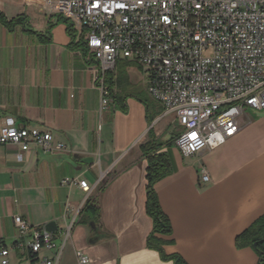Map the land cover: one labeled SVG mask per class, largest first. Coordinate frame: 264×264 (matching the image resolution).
<instances>
[{
    "label": "crops",
    "instance_id": "obj_1",
    "mask_svg": "<svg viewBox=\"0 0 264 264\" xmlns=\"http://www.w3.org/2000/svg\"><path fill=\"white\" fill-rule=\"evenodd\" d=\"M0 13L23 19L9 29L0 23V129L11 118L17 128L47 132L52 144L64 146L51 154L33 145L24 153L17 145L0 147V249L9 250V264L28 263L27 250L14 246L13 218L39 228L53 222L56 233L68 221L66 207L90 199L98 216L80 215L60 264H75L76 251L89 264H174L146 246L152 221L139 147L150 134L172 166L155 185L171 226L170 236L159 237L164 255L184 264L257 263L235 238L264 214V110L246 111L222 146L183 157L173 143L179 128L162 117L136 65L116 62L106 80L113 103L102 110L95 63L71 44L64 20L44 14L38 0H0ZM79 41L76 33L74 44ZM64 179L96 186L86 196L75 184L62 186Z\"/></svg>",
    "mask_w": 264,
    "mask_h": 264
},
{
    "label": "built area",
    "instance_id": "obj_2",
    "mask_svg": "<svg viewBox=\"0 0 264 264\" xmlns=\"http://www.w3.org/2000/svg\"><path fill=\"white\" fill-rule=\"evenodd\" d=\"M38 2L44 14L61 18L79 35L95 63L93 82L102 110L113 103L106 80L116 62L140 69L147 95L161 106L162 117L172 118L179 128L173 143L183 157L222 146L239 131L238 119L247 110H264V0ZM6 144L17 145L21 153L31 145L48 154L64 149L52 144L49 133L17 128L11 118L0 129V147ZM200 173L206 183V170ZM72 184L86 196L96 186L61 181L62 186ZM82 208L66 207L63 218L68 221L54 234L13 218L14 246L27 250V264L61 263ZM74 257L75 264H89L79 251ZM8 258L9 250L1 248L0 264H9Z\"/></svg>",
    "mask_w": 264,
    "mask_h": 264
},
{
    "label": "trees",
    "instance_id": "obj_3",
    "mask_svg": "<svg viewBox=\"0 0 264 264\" xmlns=\"http://www.w3.org/2000/svg\"><path fill=\"white\" fill-rule=\"evenodd\" d=\"M22 20L21 17L7 20L0 13V23L8 29L14 27L16 24L23 23ZM66 32L70 37L71 44L73 46L75 45L77 48L82 47L86 56L87 51L84 48V44L81 41L74 44L75 34L70 26L66 28ZM90 61L94 63L92 59H90ZM148 137V141L139 147L147 163L145 170V213L152 221V231L146 239V246L151 250L157 251L163 261H171L174 264H184L179 256H166L162 251V246L166 244V242L159 237L170 236L171 226L168 218L160 209L155 192V185L172 174V166L168 155L160 152V147L162 145L156 141L153 135L150 134ZM83 213H87L94 217L98 216V207L93 199L85 201L81 215ZM235 245L240 249L250 248L257 257L256 264H264V214L235 238Z\"/></svg>",
    "mask_w": 264,
    "mask_h": 264
},
{
    "label": "water",
    "instance_id": "obj_4",
    "mask_svg": "<svg viewBox=\"0 0 264 264\" xmlns=\"http://www.w3.org/2000/svg\"><path fill=\"white\" fill-rule=\"evenodd\" d=\"M45 230L47 231V232H49V233H54L55 232V230H56V225H55V223H48L47 225H46V227H45Z\"/></svg>",
    "mask_w": 264,
    "mask_h": 264
},
{
    "label": "snow or ice",
    "instance_id": "obj_5",
    "mask_svg": "<svg viewBox=\"0 0 264 264\" xmlns=\"http://www.w3.org/2000/svg\"><path fill=\"white\" fill-rule=\"evenodd\" d=\"M94 6L99 7V4H96V5H94ZM117 7H123V5H121V4H117ZM106 10H107V9H106Z\"/></svg>",
    "mask_w": 264,
    "mask_h": 264
},
{
    "label": "rangeland",
    "instance_id": "obj_6",
    "mask_svg": "<svg viewBox=\"0 0 264 264\" xmlns=\"http://www.w3.org/2000/svg\"><path fill=\"white\" fill-rule=\"evenodd\" d=\"M247 112H248V113H250V114H252V113H253V111H251V110H247Z\"/></svg>",
    "mask_w": 264,
    "mask_h": 264
}]
</instances>
